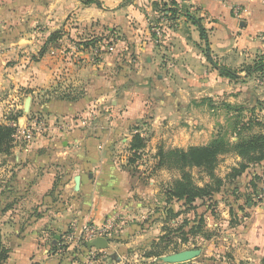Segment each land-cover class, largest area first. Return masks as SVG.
Masks as SVG:
<instances>
[{
	"label": "rangeland",
	"instance_id": "374dc122",
	"mask_svg": "<svg viewBox=\"0 0 264 264\" xmlns=\"http://www.w3.org/2000/svg\"><path fill=\"white\" fill-rule=\"evenodd\" d=\"M132 1L124 0L122 4L126 6ZM149 1L141 0L136 5L142 13L139 20L132 17L134 21L130 22L129 31H134V39L130 40L129 32L114 29L113 33L105 28L98 33L82 32L77 33L76 38H70L64 30L66 19L63 21L60 17L72 9V0H0L2 14L13 10L17 15L13 24L4 15L0 18L1 27L17 28V49L14 51L17 58L26 54L30 57L33 52L31 58H35L40 54L39 47L42 44L46 50L55 53L59 45L92 40L97 44L92 49L96 58L117 43L137 45L145 41L152 49L147 55L165 59L162 62L165 65L156 73L165 74L168 79L164 84L172 89V105L169 110L160 111L155 127L149 126L145 130L142 125L136 124L142 132L146 131L142 135L146 145L137 154L138 157L129 162L141 187L136 201L142 207L133 211L135 216L131 220L134 226L125 225L121 228L115 225L107 249L87 251L80 236L74 234L69 237L74 232L69 225L61 235L63 237L59 246L51 244L53 239L59 237L48 234L40 238L34 246L39 252H30L27 264H40L46 260V256L52 257L53 264H264V244H257L250 234L255 217L251 212L252 207L248 206L258 203L264 189V160L259 165H250L241 176L231 181L227 175L233 167L238 166L240 157L234 152L219 155L214 175L223 180V186L210 199H197L194 208L183 206L182 200L166 199L164 191L180 177V171L173 167L157 166L160 148L166 151L204 145L216 136L235 142L234 126L241 128L243 124L248 125L243 129V135L264 131V70L252 75H246L244 70L246 65H254L261 58L264 60V27L252 32L245 25L250 16L248 3H264L262 0H214L221 8L219 15L224 13L226 18L229 16L233 19L234 24L225 23L226 34H222L217 41L222 47L214 49L213 42H209L208 52L212 61L237 73V78L230 79L220 75L209 63L197 27L181 14L173 15L166 11L169 7L182 11L187 9L200 19L210 40L212 28L209 25L216 20L206 14L208 12L202 9L198 0H158V7L151 3L152 7L148 10ZM236 8H239L237 13ZM41 15H48L49 18L42 20ZM52 33H58V38L47 41ZM25 43L36 45L33 52L24 51ZM95 49L99 51L96 53ZM131 56L136 57L133 53ZM36 118L39 117H33L31 123ZM10 170L11 164L2 157L0 192L3 194L0 197L9 187L7 178ZM185 171L198 186L213 183L203 169L192 167ZM1 203L0 209L2 205L7 207L14 202ZM168 208L178 215L166 219L165 211ZM3 212L0 211V234L4 246L9 252L14 247L31 250L29 244L17 243L16 233L20 231H14L12 226L3 222ZM198 225L199 229L195 233L189 232L191 227ZM159 237L164 238L159 245H166L163 254L146 258L144 254L147 251L161 250L159 246L152 248V243ZM191 249H199L200 253L183 262L173 259L178 253ZM1 264L13 262L5 259Z\"/></svg>",
	"mask_w": 264,
	"mask_h": 264
},
{
	"label": "crops",
	"instance_id": "0c3cea01",
	"mask_svg": "<svg viewBox=\"0 0 264 264\" xmlns=\"http://www.w3.org/2000/svg\"><path fill=\"white\" fill-rule=\"evenodd\" d=\"M72 1V9L60 17L66 19L64 30L70 38L105 28L113 33L114 29L129 32L130 40L134 39L129 26L133 18H141L142 12L136 8L141 0L126 6L122 4L124 0H99L100 6ZM197 2L216 20L209 25L212 30L208 42L220 49L222 44L217 41L226 34L225 23L234 21L224 13L219 15L221 8L214 0ZM255 3H248L250 16L245 24L252 32L264 27V5ZM3 15L12 24L17 16L13 10L0 18ZM16 32L15 26L5 29L0 25V122L23 130L31 126V119L36 116L44 128L28 140L14 141L9 156L0 155L12 168L7 178L9 187L0 201L14 202L7 207L2 205L0 211L5 208L3 222L20 231L16 233L17 243L31 246V250L14 247L8 262L27 264L28 254L39 252L34 246L40 238L48 234L63 237L67 226L73 223L103 225L113 220L121 228L134 226L133 211L142 207L136 201L141 187L128 162L132 153L129 143L133 133L142 136L146 132L136 124L145 130L155 127L160 111L169 110L172 89L164 84L166 75L156 73L165 65V59L147 55L152 49L145 41L137 45L117 43L96 58L92 49L78 41L59 45L55 53L46 50L31 58L36 45L25 43L24 51L33 53L17 58ZM27 98L29 105L25 109ZM17 113L20 114L16 119H11ZM75 175L80 176L78 189ZM50 189L53 191L48 193ZM262 204L259 200L248 205L255 217L250 234L257 244H264ZM110 235L106 236L109 242ZM51 258L46 256L39 263L53 264Z\"/></svg>",
	"mask_w": 264,
	"mask_h": 264
},
{
	"label": "trees",
	"instance_id": "16d2710c",
	"mask_svg": "<svg viewBox=\"0 0 264 264\" xmlns=\"http://www.w3.org/2000/svg\"><path fill=\"white\" fill-rule=\"evenodd\" d=\"M84 5L95 4L97 6L101 5L99 0H79ZM154 7H158V0L153 1ZM165 10V8L163 9ZM166 11L172 12L173 15L181 14L186 17L194 26L197 27L200 38L204 41L206 47V56L210 64L219 72L220 75L228 77L230 79L237 78V73L232 69L218 65L212 61L209 55V42L206 34V29L202 25L200 19L195 17L187 9L178 10L175 8H170ZM58 38V33H52L47 41H53ZM87 43H83V47L93 49L97 44L95 41L88 40ZM46 50L45 45L41 48L40 54L44 53ZM246 75H252L254 73H260L264 70V60L261 58L258 61H255L254 65L245 66ZM20 113H17L11 119H16ZM16 125L10 123L0 122V154H9L11 148L13 147L14 138L13 135L16 131ZM248 125L243 124L241 128L236 129L235 135L237 140L231 142L223 136H216L211 141L204 145H191L187 148H173L170 150L159 149L157 152V166L166 167V168H176L180 171V177L174 180L165 191L166 199L172 200H182L183 206L189 208H194V202L197 199L205 200L210 199L214 193L220 191V188L223 186V180L214 175V168L218 161V156L228 152H234L237 156L240 157V162L237 167H233L227 177L230 180H234L237 177L241 176L243 172L252 164H258L264 160V131L253 132L250 134L243 135V129L247 128ZM145 147V139L140 135L139 132H135L132 135L131 141L129 143V149L132 151L131 156L128 158V162H133L137 157L140 150ZM200 168L203 169L207 175L211 178L213 183H205L202 186L196 185L189 173L185 171L186 168ZM262 182L264 184V168L262 171ZM264 188V187H263ZM264 190V189H263ZM53 189H50L48 193H51ZM5 208L2 210L4 211ZM166 219H171L176 217L178 213H174L171 208H168L166 211ZM202 222V220H201ZM165 229V228H164ZM197 227H191L189 232L195 233ZM62 237L59 239H53V245L59 246ZM163 237L157 238L152 243V248L159 246L161 250L147 251L144 256L146 258L158 257L163 254L162 251L164 247H161L159 244L162 243ZM83 247L88 251L86 243H83ZM8 249L4 246L2 237L0 234V264L7 259Z\"/></svg>",
	"mask_w": 264,
	"mask_h": 264
},
{
	"label": "built area",
	"instance_id": "2783aa9c",
	"mask_svg": "<svg viewBox=\"0 0 264 264\" xmlns=\"http://www.w3.org/2000/svg\"><path fill=\"white\" fill-rule=\"evenodd\" d=\"M262 2L264 3V0H262ZM238 11L239 8H236L235 13H237ZM246 11L247 10H244V12ZM108 50H112V46H109ZM98 51L99 49L94 50V52L96 53ZM43 128H44V123L39 119H35L32 122L30 128L26 127L23 130H21L18 127H16V131L15 134L13 135V138L15 141L28 140L31 137L32 132H41ZM259 200L261 202H264V190L259 195ZM71 228H73L74 232H71L69 234V237H71V235L77 234V236H80L81 239H83V243H87L98 236H104V237L108 236L111 233V231H113V229L115 228V223L113 220L107 221L103 225H95L89 222H84L81 224L73 223L71 225Z\"/></svg>",
	"mask_w": 264,
	"mask_h": 264
},
{
	"label": "water",
	"instance_id": "95a60500",
	"mask_svg": "<svg viewBox=\"0 0 264 264\" xmlns=\"http://www.w3.org/2000/svg\"><path fill=\"white\" fill-rule=\"evenodd\" d=\"M29 105V98L25 100V109L28 108ZM79 182H80V176L75 175L74 177V184L75 188L78 189L79 187ZM109 246V241L106 237L104 236H98L95 239L89 241L86 243V247L88 250L95 249V250H104L107 249ZM200 253L199 249H191V250H186L183 252L178 253L173 257L174 260L178 262H183L186 260H189L195 256H197Z\"/></svg>",
	"mask_w": 264,
	"mask_h": 264
}]
</instances>
